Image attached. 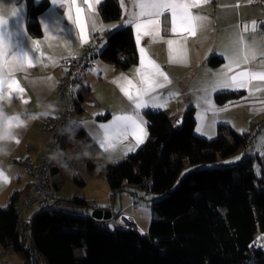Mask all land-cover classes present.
<instances>
[{
    "label": "trees",
    "instance_id": "obj_1",
    "mask_svg": "<svg viewBox=\"0 0 264 264\" xmlns=\"http://www.w3.org/2000/svg\"><path fill=\"white\" fill-rule=\"evenodd\" d=\"M24 1L27 30L41 37L38 18L50 2ZM99 12L106 22H120L123 17L119 0H104ZM104 38L102 60L121 71L138 64L131 25L108 31ZM222 62L216 56L210 60L213 66ZM244 95V91L222 92L215 100L223 105ZM92 100L90 89L82 86L80 113ZM145 115L149 138L124 159L109 161L102 169L83 159L85 177L80 174L85 164L75 159L69 164L74 172L50 163L49 181L57 209H37L30 214V240L36 254L22 246L18 212L32 182L14 191L7 205L0 206L3 250L19 254L23 264H264V153L254 152L257 134L221 124L215 138L199 136L194 108L184 114L182 125L164 110H148ZM108 118L109 114L103 117ZM85 137L82 127L76 131L77 141L88 143ZM59 148L68 153L79 150L66 134L61 136ZM237 156L240 159L234 161ZM96 177L107 180L112 198L126 191L152 193L153 219L146 233L124 225L111 229L107 221L82 215L85 207L95 204L83 196H57L68 179L84 188ZM120 216L114 213V218Z\"/></svg>",
    "mask_w": 264,
    "mask_h": 264
},
{
    "label": "crops",
    "instance_id": "obj_2",
    "mask_svg": "<svg viewBox=\"0 0 264 264\" xmlns=\"http://www.w3.org/2000/svg\"><path fill=\"white\" fill-rule=\"evenodd\" d=\"M40 1L35 0L36 3ZM103 1L99 0L97 3V0H49V8L38 18L43 32L42 36L34 37L27 30L28 15L25 1L0 0V17L8 21L6 25L0 26V34L12 45L16 55H27L32 58V66L25 65L22 71L14 77L25 89L24 98L29 102L24 103L21 100L12 99L11 105L7 107L9 113L20 112L22 118L28 121V125L17 129L20 142L13 146L12 156L0 164V170L9 178V182L0 187V206L5 204L3 200L9 201L14 191L22 190L35 179V175L29 171V168L41 162L40 154L49 141V132L44 125L45 115L41 114L38 101L57 102V85L63 76L61 62L72 56L80 55L92 38L97 35L99 46L103 49L106 46L105 33L117 30L120 25L128 26L126 21L131 19L132 13L139 12V9L135 7L139 0H119L123 11L122 20L106 22L99 12V6ZM69 3L72 4L73 18L76 17L77 9L80 10V17L85 24L84 34L80 33L76 24L68 20ZM14 11L16 14L12 15ZM190 11L194 15L199 13L206 17V20L202 22L203 27L197 28L195 36L184 32L167 35L169 29L165 27L162 17L160 36L156 41L142 35L138 43L135 27L131 25L139 55L138 64L129 71H121L99 57L98 69L90 72L81 80L78 88L88 87L93 97L92 101L84 105L85 109L82 113L85 139L92 144L93 152H108L112 156L110 162H118L137 152L148 140L146 111L164 110L177 123L183 119L184 114L190 108H194L197 135L215 138L219 125L227 124L238 132L256 133L253 144L254 152L264 153V80L253 77L247 87L235 89L218 86L213 90L212 87L217 80V76L213 74L227 71L229 56L233 55L235 42L240 36L243 37V43L240 45L241 59L239 65L232 64V71L229 75L244 70L264 73V66H262L264 57L260 55L261 49H264V38L256 28L252 29V22L263 17V7L252 3L251 0H209L207 4H202L200 8H193ZM84 35H87L86 43ZM185 37H187L186 41ZM168 39L181 41V45L174 46L176 52L174 53L175 59L172 61L169 60L168 45L165 42ZM141 47L145 48L148 59L160 65L170 81L168 83L161 80L164 86L150 94L151 103L164 106L140 110V115L146 121L142 127L147 133L142 144L136 146L134 137L129 135L127 140L120 139L115 142L114 148L105 151L100 146L104 142V132L99 128V124L110 123L116 114L133 113L134 105L121 91V87H128L125 77L139 87L136 69L141 67ZM246 53L249 54L247 64L242 59ZM252 54L255 55V59H252ZM214 56L223 60L221 65L213 66L210 63ZM129 90L135 91L134 88ZM231 91H244L245 95L237 102L217 104L215 96L218 93ZM209 99L212 104L207 102ZM145 100H149V97H145ZM107 114L109 118L103 119ZM197 128L201 131L198 132ZM97 140L101 143L97 144ZM129 146H132L134 150L127 151ZM125 152H127L126 155ZM56 163L59 164L58 161ZM73 191L76 192V190ZM72 194L68 196H74V193ZM76 195L83 196L78 191ZM57 196H63L62 190L57 193ZM83 197L88 199L86 196ZM115 199L116 196L113 202L109 201L106 204L88 200L115 213ZM34 211H37V208H34L32 213ZM124 211L121 207L117 214L122 215ZM126 215L132 216L131 214ZM137 229L141 233H146L148 227L141 228L138 225ZM23 262L19 254L4 251L0 245V264H23Z\"/></svg>",
    "mask_w": 264,
    "mask_h": 264
},
{
    "label": "snow or ice",
    "instance_id": "obj_3",
    "mask_svg": "<svg viewBox=\"0 0 264 264\" xmlns=\"http://www.w3.org/2000/svg\"><path fill=\"white\" fill-rule=\"evenodd\" d=\"M98 2L99 0H97V3ZM208 2L209 0H139V3L135 5V7L139 9V12H133L131 19H128L126 23L134 25L138 43L140 42L142 35L151 37L154 42L156 41V39L160 36L162 17L165 27L169 29L166 33L167 35L184 32L190 36H195L197 34V28L203 27L202 22L206 20V17L200 15L199 13L194 15L190 10L193 8H200L202 4H207ZM71 9L72 4L69 3L68 20L71 21L72 24H76L80 33L84 34L85 24L83 19L80 17V10L77 9L76 17L73 18L71 15ZM15 14L16 12L14 11L12 15ZM7 22V20L0 17V26L6 25ZM123 26L124 25L118 26L117 30ZM93 27L95 28V23L93 24ZM255 28L256 21H253L252 29L255 30ZM245 30H247V26H245ZM184 39L186 41L187 37ZM84 42H87V35H84ZM165 42L168 45L169 60L172 61L175 59L174 53L176 52V48L174 46L181 45V41L177 39H168ZM6 43L7 40H5L2 34H0V46L5 45ZM242 43L243 37L240 36L235 42L233 55L229 56V64L226 66L227 71L213 74L217 76V80L212 86L213 90H215L218 86L233 89L237 87H247L253 77H258L260 80H264V73H252L248 70L229 75L232 71V64L236 63L239 65L241 59L240 45ZM260 55L264 57V49H261ZM140 56L141 67L136 69V73L139 77V87L135 86L133 81L128 80L126 77L124 79L126 80L128 87H121V91L127 99L131 101L132 105H134L133 113L116 114L110 123L99 124V128L104 132V142L101 143L100 146L104 148L105 151L114 148L115 142L120 139L127 140L129 135L134 137L136 146L142 144L146 139L147 133L145 128L142 127L146 121H144L140 115V110L149 107L160 108L164 106L158 103H151L152 97L150 94L155 92L157 88L164 86V84L161 83V80L170 83L168 76L161 70L159 64H157L154 60L147 58L144 47L140 48ZM14 59H17L22 67L25 65L28 67L32 66V58L27 55H16ZM242 59L243 62L247 64L249 62V54H244ZM252 59H255L254 54H252ZM130 88H134L135 91H130ZM24 92L25 89L15 78L11 79L6 87H0V95H7L11 99H18L24 103H28L29 101L24 98ZM145 97H149V100H145ZM207 102L212 104L210 99ZM16 127H23V124H17ZM196 130L198 132L201 131L200 128H197ZM19 142V139H17L16 143L18 144ZM132 150H134L132 146H129L127 149V151ZM126 154L127 152H125V155ZM8 182V176L0 170V187Z\"/></svg>",
    "mask_w": 264,
    "mask_h": 264
},
{
    "label": "built area",
    "instance_id": "obj_4",
    "mask_svg": "<svg viewBox=\"0 0 264 264\" xmlns=\"http://www.w3.org/2000/svg\"><path fill=\"white\" fill-rule=\"evenodd\" d=\"M251 2L261 5L264 9V0H251ZM256 29L264 38V15L256 21ZM98 39V35L94 36L81 55L72 56L61 62L63 76L57 88V106L50 110L51 114L44 116V125L50 133V138L46 150L40 154L41 162L29 168V171L35 175V179L32 181L28 194L22 198L18 209L19 216L22 219L20 229L21 243L23 248L32 254H36L37 250L30 240V229L32 226L30 214L34 208L45 211L57 209L54 205L55 193L49 181L50 160L53 151L59 148L60 138L65 133V128L69 125V122H74L71 126L77 130L82 127V113H80L78 108L80 92L78 86L87 74L98 69L97 60L101 53ZM101 209L105 210L98 204H94L91 208L85 207L81 214L92 216L94 211ZM114 220L115 218L113 217L111 221ZM120 223L132 229L137 227L135 219L129 215L122 216Z\"/></svg>",
    "mask_w": 264,
    "mask_h": 264
},
{
    "label": "clouds",
    "instance_id": "obj_5",
    "mask_svg": "<svg viewBox=\"0 0 264 264\" xmlns=\"http://www.w3.org/2000/svg\"><path fill=\"white\" fill-rule=\"evenodd\" d=\"M16 54L13 52L12 45L7 41L3 46H0V87H6L8 82L15 77V75L22 71V65L17 59H14ZM12 103V99L7 95H0V164L12 156L14 145L18 139L17 124H23L27 127L28 121L22 118L20 112L9 113L7 107ZM54 101H38V107L41 109L42 115L51 114L50 110L56 108ZM74 122L70 121L65 128V133L69 141L74 142L79 146V150L72 153L69 159L65 158V153L60 148H57L52 153V158L57 160L60 166L67 169L69 172H74L71 169L70 159H90L98 168H104L107 162L112 160V156L108 152H93L91 151L92 144L76 140V131L71 125ZM97 144L101 142L96 141Z\"/></svg>",
    "mask_w": 264,
    "mask_h": 264
},
{
    "label": "rangeland",
    "instance_id": "obj_6",
    "mask_svg": "<svg viewBox=\"0 0 264 264\" xmlns=\"http://www.w3.org/2000/svg\"><path fill=\"white\" fill-rule=\"evenodd\" d=\"M62 73H63V70H62ZM59 83L60 81L58 82L57 88L59 87ZM85 104H87V102ZM48 135L50 138V133ZM46 148L47 147H45V149L42 152H44ZM74 152L76 151H73L72 153ZM64 153H65L66 159H69L71 157L72 153L70 151H69L70 154L68 152H64ZM239 159H240V156H237L234 159V161L235 160L237 161ZM56 161L57 160H54L53 158H51L50 163L54 164L56 163ZM75 161L77 163L80 162L81 164H85L83 159L75 160ZM80 174L85 177L86 164L84 165V169L81 170ZM73 190H76V192L78 191L80 194H82L83 196H86L88 199L97 201L100 204H104V203L106 204L109 201L113 202V198L111 197V191H110L109 185L107 183V180L104 177H96V178L88 180L86 188L85 187L80 188L71 179H68L64 182V186L62 188V195H63L62 197L70 198L71 196H68V195H73L72 193L76 195V192H74ZM152 197H153L152 193L139 191V190H134L133 192L126 191L122 193V195L120 193L117 194L116 199H115V213L117 214V212L120 210L121 207H123L125 211L122 213V215L118 219L115 218V221H107V225L109 226V228L115 229L117 227H120L121 226L120 220L122 219V216H125L126 214H131L132 217L136 221L137 227H134L133 229L138 230L137 229L138 225L141 228L149 227L153 219V209H152V202H151ZM121 198H122V201H121ZM3 201L2 202L5 203L3 204V206H6L7 205L6 203L8 202H6V200H3Z\"/></svg>",
    "mask_w": 264,
    "mask_h": 264
},
{
    "label": "water",
    "instance_id": "obj_7",
    "mask_svg": "<svg viewBox=\"0 0 264 264\" xmlns=\"http://www.w3.org/2000/svg\"><path fill=\"white\" fill-rule=\"evenodd\" d=\"M183 119H180L177 124L182 125ZM92 217L99 221H111L114 217V214L111 210H96L93 212Z\"/></svg>",
    "mask_w": 264,
    "mask_h": 264
}]
</instances>
